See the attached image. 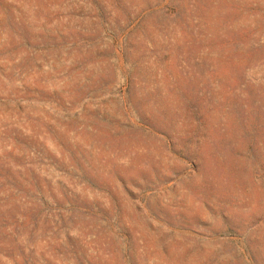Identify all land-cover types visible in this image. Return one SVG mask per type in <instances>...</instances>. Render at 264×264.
Wrapping results in <instances>:
<instances>
[{"label": "rangeland", "instance_id": "rangeland-1", "mask_svg": "<svg viewBox=\"0 0 264 264\" xmlns=\"http://www.w3.org/2000/svg\"><path fill=\"white\" fill-rule=\"evenodd\" d=\"M0 264H264V0H0Z\"/></svg>", "mask_w": 264, "mask_h": 264}]
</instances>
